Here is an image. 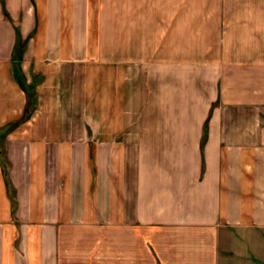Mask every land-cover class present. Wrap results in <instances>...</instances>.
Here are the masks:
<instances>
[{
  "label": "crops",
  "instance_id": "0c3cea01",
  "mask_svg": "<svg viewBox=\"0 0 264 264\" xmlns=\"http://www.w3.org/2000/svg\"><path fill=\"white\" fill-rule=\"evenodd\" d=\"M16 1L0 0V264H264V13H223L224 36L254 42L223 43L201 67L144 60L134 82L98 44L93 90L71 104L56 74L92 61L87 42H64V0ZM19 18L37 42L19 73L35 93L10 125L28 100L10 69ZM29 54L53 71L34 81Z\"/></svg>",
  "mask_w": 264,
  "mask_h": 264
},
{
  "label": "rangeland",
  "instance_id": "374dc122",
  "mask_svg": "<svg viewBox=\"0 0 264 264\" xmlns=\"http://www.w3.org/2000/svg\"><path fill=\"white\" fill-rule=\"evenodd\" d=\"M22 1L23 7L29 3V0ZM233 1L225 0L226 3H223V0H64L62 5V14L64 15L62 20L63 40L65 43H73L80 45V47L86 41L88 50H91L88 55L92 59V61L87 62H72L70 66H64L56 74L67 76L70 79L62 85L63 90L69 89L73 93L70 99L66 101L73 104L74 98H78L76 93L81 92L86 95L88 90H93V80L91 83L89 78L93 79L94 77L93 57L95 50L98 49L96 47L98 44L113 45L114 53L120 60L131 61L129 76L132 78L130 81L134 82L135 76L142 75L141 65L144 60L162 59L169 63H183L184 67L194 66V64L201 67L206 64L208 55L216 57L222 53L219 46L223 43L230 45L240 42L243 44L254 42V35H243L244 37L241 36L242 40H239L240 37L238 36H224L222 34L223 22L226 23L228 20L223 19L224 16L227 17L223 13L225 11L228 16L233 17L237 16L240 11L241 13L246 12L247 16L258 17L260 12L264 13V2L248 3L243 0L246 3L241 4ZM19 2V0L16 1V3ZM84 21L86 22V29ZM256 21L258 24L264 23V20ZM256 21L250 20L253 23ZM19 22L20 18L14 20L12 25L18 29ZM31 29L30 27L28 32ZM28 32L21 35L18 29L20 42L10 65L13 72L14 67H16L21 75H24L20 66L21 57L30 44L37 43L36 39L29 40L32 32L24 37ZM43 42L44 40L40 39L38 43ZM26 59L30 60V66L25 70V73L33 75L34 81L43 77L42 69L53 71V68L43 67L36 70L33 58L30 59V54ZM55 69L58 70V68ZM50 75L54 74L51 73ZM25 82L23 86L27 90L28 100L24 108L29 107L28 109L25 108L26 113H23L17 120L9 121L8 124L10 125L24 123L30 118L35 83L25 84ZM132 84L131 87L137 88L139 86ZM216 103L217 101L212 106ZM211 110L212 107L203 121L202 136L205 125V140ZM238 111L234 112L228 109L226 111L227 122L246 123L251 120L249 115L247 116L246 113L244 115L239 114ZM73 118L70 117L69 121L72 122ZM202 136L200 139L201 148L205 142L201 145Z\"/></svg>",
  "mask_w": 264,
  "mask_h": 264
},
{
  "label": "trees",
  "instance_id": "16d2710c",
  "mask_svg": "<svg viewBox=\"0 0 264 264\" xmlns=\"http://www.w3.org/2000/svg\"><path fill=\"white\" fill-rule=\"evenodd\" d=\"M4 13L7 14L6 12H4ZM14 29H15V42H14V46H13L12 57L15 56V54L17 53V51H16L17 50V46L19 45V42H20V36H19V33H18V29H17V27H14ZM14 68H15L14 72L16 74V77H17V79H19V76H20L19 75V72L17 71V68L16 67H14ZM20 83H22V85H24L23 84V81L21 80V78H20ZM28 107H26V108L28 109ZM24 113H26V109L24 110ZM203 131H204V134L202 136L201 145L205 141V133H206V127H205V125H204V130Z\"/></svg>",
  "mask_w": 264,
  "mask_h": 264
}]
</instances>
